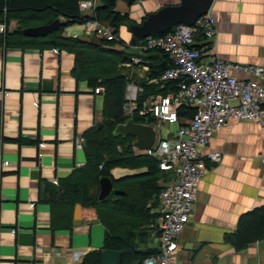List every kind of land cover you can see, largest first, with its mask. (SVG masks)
Masks as SVG:
<instances>
[{
  "label": "crops",
  "instance_id": "0c3cea01",
  "mask_svg": "<svg viewBox=\"0 0 264 264\" xmlns=\"http://www.w3.org/2000/svg\"><path fill=\"white\" fill-rule=\"evenodd\" d=\"M180 1L138 0L134 17ZM210 11L218 34L209 54L264 67V0H215ZM75 25L80 28L67 33L84 34L83 24L67 30ZM18 26L12 20L9 31ZM113 48L120 50L117 43ZM75 60L67 50L0 44V264H81L104 246L106 227L95 208L82 205L83 225L73 224V213L72 224L62 226L42 199L85 166L86 134L103 120L104 91L77 79ZM133 71L144 73L137 65ZM212 150L222 158L206 159L192 216L178 237V264H264V237L243 249L234 241L241 217L264 206V127L230 119L208 146L198 147L203 156ZM5 160L11 165L4 167ZM144 170L116 167L112 174L120 179ZM150 224L139 244L153 249L160 239Z\"/></svg>",
  "mask_w": 264,
  "mask_h": 264
},
{
  "label": "trees",
  "instance_id": "16d2710c",
  "mask_svg": "<svg viewBox=\"0 0 264 264\" xmlns=\"http://www.w3.org/2000/svg\"><path fill=\"white\" fill-rule=\"evenodd\" d=\"M80 1L0 0V23L9 26L12 20H16L19 25L11 32L8 29L6 33H0V44L70 51L76 56L74 74L77 79H86L93 87L104 89L103 121L88 131L85 137L84 149L87 156L85 166L75 169L70 177L61 180L57 185H52L42 199L52 205V222H59L62 226L72 224L77 203L84 207L95 208L99 219L106 227L103 248L121 251L119 264H132L135 261L142 264L145 258L159 252L158 247L144 248L139 243L142 236L149 234V229L145 225L156 222L159 217V213L154 209L159 206L160 194L174 178V172L161 169V160L157 156L135 155L133 135L124 137L115 136L113 133L118 124L129 119L123 112L129 72L122 64L131 61L133 56H139L149 65L147 78L138 79L144 86L141 99L152 94L175 91L179 87L180 80L167 82L164 89L148 84L149 78L159 76L172 67L173 62L160 48L148 51L139 49L145 39L137 46L131 44L124 50H118L113 48L118 43L115 41H107L96 36L89 40L69 35L67 33L69 26L84 24L89 19L110 25L115 34H119L123 25L135 21L129 12L117 11L119 0H99L95 12H82ZM135 2L128 4L133 5ZM148 15L149 13L142 21ZM58 18L62 21L61 26L45 36L36 37L24 33L25 28L49 24ZM174 28L153 35H165L173 32ZM120 43L126 42L120 39ZM195 111L196 108L183 105L179 109L181 124H184L185 119L191 118ZM133 118L139 123L155 122L154 118L141 116ZM116 167L145 170L117 179L112 174V170ZM104 176L111 177L114 189L108 197L100 199L99 181ZM116 189L125 192L117 194ZM149 203H151L150 207ZM263 237L264 206L241 217L235 234V246L243 249ZM81 264H101V249L89 252Z\"/></svg>",
  "mask_w": 264,
  "mask_h": 264
},
{
  "label": "built area",
  "instance_id": "2783aa9c",
  "mask_svg": "<svg viewBox=\"0 0 264 264\" xmlns=\"http://www.w3.org/2000/svg\"><path fill=\"white\" fill-rule=\"evenodd\" d=\"M79 5L82 12H95L98 0H81ZM83 25L84 34H73L74 37L86 39L84 35L93 34L119 42L120 50L131 46V43H120L119 36L108 24L89 19ZM174 27L173 32L165 35L146 37L138 48L143 51L160 48L169 55L173 66L149 78L148 84L164 89L167 82L180 80L177 90L141 99L144 86L138 79L146 77L149 65L139 56L122 64L129 72L124 116L154 118L158 126L163 123L177 126L171 136H160L153 149L134 146L140 154L159 157L161 169L174 172V178L160 194L156 208L159 217L149 225L159 234V252L145 258L142 264H178L174 255L179 249L178 237L192 216L198 187L207 168L206 159L220 161L222 158L221 150H212L203 156L198 147L208 146L211 137L230 119L255 121L264 127V67L228 62L217 54H209L218 34L217 21L211 11L192 25L180 23ZM8 29L5 23H0V33ZM135 65L144 72L140 77L133 71ZM236 72L243 73L244 77H238ZM103 91L100 87L94 88L95 93ZM183 105L196 111L181 124L179 109ZM262 160L264 162V155ZM3 165L11 164L5 160Z\"/></svg>",
  "mask_w": 264,
  "mask_h": 264
},
{
  "label": "water",
  "instance_id": "95a60500",
  "mask_svg": "<svg viewBox=\"0 0 264 264\" xmlns=\"http://www.w3.org/2000/svg\"><path fill=\"white\" fill-rule=\"evenodd\" d=\"M134 2L138 0H127ZM215 0H181L178 4H167L162 6L156 11L150 12L146 19L141 23L133 21L127 23L130 31L132 32L131 44L134 46L139 45L143 40L153 34H162L171 30L175 25L184 23L192 25L195 21L211 10ZM62 24L60 18L52 21L49 24L29 27L24 29V33L32 36H45L50 31L58 29ZM115 136H128L135 137L134 146L139 149H153L160 140V130L156 123H139L134 118H129L126 122L120 123L114 129ZM100 191L99 198L105 199L114 189V182L111 177L104 176L99 181ZM117 194H124L123 190L116 189ZM94 223L99 222L96 218ZM83 206L77 203L74 209L75 226L83 225ZM122 252L119 250H108L101 248V264H119V259ZM132 264H139L135 261Z\"/></svg>",
  "mask_w": 264,
  "mask_h": 264
},
{
  "label": "rangeland",
  "instance_id": "374dc122",
  "mask_svg": "<svg viewBox=\"0 0 264 264\" xmlns=\"http://www.w3.org/2000/svg\"><path fill=\"white\" fill-rule=\"evenodd\" d=\"M138 1H136L133 5H129L128 4V1L127 0H120L118 1L117 3V9L118 10H121L120 12L121 13H130L131 17L140 22L142 21L141 18H135L134 17V12H133V9L135 8L136 4H137ZM143 19V18H142ZM80 26L78 25H75L74 26V29H68L67 32L70 34H72L73 32H75V29H79ZM86 37V39H93L94 38V35L91 34V35H84ZM119 36L122 37L127 43H130L132 41V32L130 31L129 29V26L128 25H123L120 29V33H119ZM101 90H104L102 87H100ZM103 121V120H102ZM176 125H168L166 123H163L161 126H160V131H161V134L163 137H165L167 134H169L170 131H174L176 129ZM119 150H121V148L119 147ZM133 152L135 155H140V153L134 148L133 146ZM128 173H135L134 171H128Z\"/></svg>",
  "mask_w": 264,
  "mask_h": 264
}]
</instances>
